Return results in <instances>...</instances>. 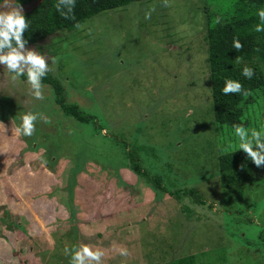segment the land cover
<instances>
[{
	"label": "rangeland",
	"instance_id": "rangeland-1",
	"mask_svg": "<svg viewBox=\"0 0 264 264\" xmlns=\"http://www.w3.org/2000/svg\"><path fill=\"white\" fill-rule=\"evenodd\" d=\"M143 5L110 11L76 31L57 33L58 38L76 41L70 46L51 43L50 48L58 51L75 48L63 61L54 59L49 48L28 47L43 55L56 75L72 79L73 89L81 93L76 94L78 102L98 118L106 133L128 144L165 151V156L155 160L141 154L143 167L161 177L162 190L133 174L127 165H116L119 161L113 143L79 125L85 128L82 139L86 144L90 140L86 146L96 155L106 150L112 161L89 157L74 175L71 189L78 209L80 245L103 251L102 264H161L211 247L220 250V257H225L226 248L232 263L238 264L237 253L244 242L264 239V197L259 196L262 185L259 188L258 184L243 187L251 194L245 202L234 187L220 186L215 160H209L212 151L236 148L238 142L227 139L216 146L205 144V134L212 125L210 115H204V126L200 124L203 120L191 117L209 112L208 96L199 88L206 82L205 11L195 0H149ZM150 9H154L151 18L145 19ZM192 55H196L195 63L190 66ZM2 68L0 65V207L9 215L0 210V264H65L60 250L64 244L54 246L52 236L63 235L62 241L69 244L62 197L70 186L67 180L74 174V160L65 152L57 158L48 154L49 135L43 133L34 139L16 136L20 111H31L36 99L27 84L12 82ZM191 78L199 85L187 90ZM175 88L179 92L173 94ZM176 113L183 115L180 120ZM184 120L188 125H183ZM62 131L72 134L73 129ZM262 168L255 176L264 185ZM175 187H195L209 201L198 204L185 196L179 202L167 193ZM184 206L190 208V214ZM240 209L242 215L236 213ZM232 213L238 225L232 221ZM251 216L254 221L245 222ZM10 221L19 222L26 233L9 230L6 223ZM183 227L188 233L182 236L189 234L190 238L179 234ZM232 230L240 231L238 243L230 240ZM39 248H47V252L37 255ZM121 249H126V256L120 255ZM249 254L243 264L258 263L254 254Z\"/></svg>",
	"mask_w": 264,
	"mask_h": 264
},
{
	"label": "trees",
	"instance_id": "trees-1",
	"mask_svg": "<svg viewBox=\"0 0 264 264\" xmlns=\"http://www.w3.org/2000/svg\"><path fill=\"white\" fill-rule=\"evenodd\" d=\"M28 1L30 0H19V4ZM147 1L149 0H76L72 18L66 19L56 10L57 0H44L35 9L24 14L29 23V28L25 33V39L28 41L25 47L38 48L39 50L49 48L48 52L52 53L54 59L63 61V59L71 55L67 52H73L75 48L58 51V48H50L52 45L51 43L64 42L66 45L70 46L69 44L75 43L76 41L70 40L69 37L65 39L58 38L57 33L76 31L84 23L104 15L107 12L122 10L137 3L144 6L143 4ZM195 2L201 3V6L199 5L198 8L200 9L202 7L201 9L205 11V35H203L205 57L203 67L206 73V82L203 89L202 87L199 88L204 95L208 96L206 110H209V112L194 114L191 115V117L203 120L200 124L204 126L207 123L204 120L206 119L204 115H210L213 127L211 125L207 130L208 132L205 134V144L216 146V142L225 140L223 143H227V139H229L228 142L230 143L232 140L236 143L237 140L234 135L233 124H244L249 129L264 127V32L257 33L253 30L254 25L259 22L255 14L256 10L264 7V0H195ZM217 18H219V22H217ZM234 39L239 40L242 45L240 49H235L232 46ZM102 46L103 45H101V48H103ZM195 56H191L189 61L190 66L195 63V60H193ZM238 59L240 63H237ZM244 65L253 69V76L251 79H245L241 75V68ZM61 77L50 69L42 78L41 91L43 99L34 100L35 104L31 112L38 114V119L34 122V126L37 127L32 135V139L36 137L41 138L40 135L43 133L46 134V136L49 135L51 147L48 154L57 158L60 157V153L63 154L65 152L66 157L70 154L74 160L72 167L74 174L72 176L70 175L67 180L70 186L66 195L62 197L66 206V222L69 223V226L65 229V236L69 244L62 241L63 235L60 236L59 234L57 236L54 234L55 238L52 236L54 246L59 247V243L61 242L64 245L60 250H64L65 247L72 248L74 245H80V234L76 225L78 220L76 218V212L78 209L73 203L71 189L76 180L74 175L81 168V164L89 157L101 159L112 164V161L108 160L109 157L106 150L103 151L102 154L96 155V153H93L90 148L86 146L90 144V140H88L89 143L86 144L85 140L82 139L83 130L85 128L89 131L91 130V135H104L103 140L113 143L116 149L115 158L119 161L116 162V165H127L132 170L133 174L140 175L146 182L157 188H162V190H164V188L160 186L161 177L157 174H150V172L143 167L142 164L145 162V159H143L144 157L141 154L144 152L146 155L152 156L155 160L159 159L161 156H165V151L152 147L148 148L146 145H139L136 143L128 144L124 142L123 139H119L117 135H109L110 132L102 133V131L105 130L104 125L96 116L83 109L78 102L79 98L76 97V94L81 93L73 89L74 86L71 84L72 79L67 80ZM192 78L191 81L186 83L185 89H194L199 85L196 83L197 81H193ZM225 78L239 80L243 89L247 90L248 95L222 94L221 90ZM24 79V77L20 78L21 81ZM177 92H179V88L172 90L173 94ZM196 99H198V97ZM191 101L193 100H190V106L191 104L193 105ZM193 109L196 110V107ZM20 112L24 113L23 111ZM177 114L178 113L175 114V117H177ZM181 116L183 115H180L178 120H180ZM45 120L47 122H45ZM188 123L189 121H183L184 126L188 125ZM79 125L85 128H80ZM66 127L73 129L72 134L63 133L62 130H65ZM76 127L79 128V131L74 130L77 129ZM31 148L34 149V147ZM212 154L213 156L209 160L213 158L215 160L213 161L216 167L214 171L217 174L220 186L223 187L228 185L234 187L233 189L236 195H239V199L245 202L248 200L247 196H251V194L250 191H247V189L245 190L243 187L247 184H258L259 188H261L262 185L259 196L264 197V185L261 180H257L255 176L257 171L261 170L264 166H255L242 150H236V148H229L225 151L215 149L212 151ZM167 193L179 202H181L185 196H189L192 201L198 204H206V202L209 201H206L195 187H175L172 190H168ZM1 209L5 210L4 213L7 216L9 215V212L6 211L4 206L0 207V210ZM184 211L188 214L191 213L190 208L187 206H184ZM236 213L242 215L241 209L236 210ZM231 216L233 219L232 221L236 222L235 225H238L239 222L236 214L232 213ZM251 217L253 219H250ZM251 217L246 218L245 222L254 221V217ZM0 220L3 221L2 217ZM258 222L262 224L261 220ZM6 227L9 230L17 229L18 231L20 230L26 233L24 226H21L19 222L10 221L6 223ZM183 228V231L179 232L181 236L184 235V233H188L185 227ZM239 232V230L237 232L232 230L229 233L232 244L238 243L237 238L240 236ZM186 236L190 238L189 234ZM183 237L184 236H182V238ZM189 242L192 243V241ZM189 242L188 244H190ZM45 244L47 243H44V245ZM243 244L245 246L239 249L241 251L240 253H237L240 259L238 264L244 263L245 257L248 258V256H250L249 252L254 254V258L257 259L256 262L264 264V261L261 262L259 260V256L264 254L262 253L264 252V239L258 237L255 243L244 242ZM188 247L189 250L192 249V245ZM211 248L206 251L201 249L194 255H187L177 260L162 262L161 264H197V262L198 264H233L230 255H227L226 248L223 251L226 253L225 257H220L219 249L216 251L214 249L211 250ZM46 249L47 248L41 250V248H39L37 255L44 254V252H47ZM52 253L55 255L54 252ZM148 253H151V251ZM255 253L259 255L256 256ZM57 254H59V251H57ZM58 257L60 258V256ZM64 258L65 264H69V259L65 254ZM262 259L264 260L263 256Z\"/></svg>",
	"mask_w": 264,
	"mask_h": 264
},
{
	"label": "clouds",
	"instance_id": "clouds-1",
	"mask_svg": "<svg viewBox=\"0 0 264 264\" xmlns=\"http://www.w3.org/2000/svg\"><path fill=\"white\" fill-rule=\"evenodd\" d=\"M44 1V0H43ZM76 0H57L56 10L66 19L72 18ZM0 5L8 8L7 11L0 10V65L2 70L6 69L9 79L12 82L25 79L23 83L29 86L31 95L35 99H43L42 78L50 71L49 64L43 55L35 49H28L25 45V33L29 28V23L22 13L19 0H0ZM166 6V5H165ZM150 9L145 12V19L151 18ZM258 23L253 30L257 33L264 32V7L256 10ZM219 22V18H217ZM232 46L240 49L242 45L238 39H234ZM237 63H240L239 59ZM241 75L245 79H251L253 69L247 65L241 68ZM222 94L248 95L247 90L243 89L239 80L225 78ZM38 119V114L31 111L21 113L18 117V124L15 128L17 137H30L35 131L34 122ZM45 122H47L45 120ZM0 126H3L0 123ZM234 135L238 141L236 150H242L247 158L257 166H264V127L247 128L244 124H233ZM106 133V130H104ZM232 145L229 144V147ZM64 254L69 259V264H102L104 252L100 249H92L86 245H74L72 248H64ZM120 255L126 256V249L120 250Z\"/></svg>",
	"mask_w": 264,
	"mask_h": 264
},
{
	"label": "water",
	"instance_id": "water-1",
	"mask_svg": "<svg viewBox=\"0 0 264 264\" xmlns=\"http://www.w3.org/2000/svg\"><path fill=\"white\" fill-rule=\"evenodd\" d=\"M42 2L43 0H30L26 3L20 4L23 15L35 9ZM0 10L7 11L8 8L3 5H0Z\"/></svg>",
	"mask_w": 264,
	"mask_h": 264
}]
</instances>
